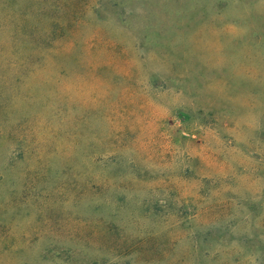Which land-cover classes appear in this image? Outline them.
I'll return each instance as SVG.
<instances>
[{"label": "rangeland", "instance_id": "obj_1", "mask_svg": "<svg viewBox=\"0 0 264 264\" xmlns=\"http://www.w3.org/2000/svg\"><path fill=\"white\" fill-rule=\"evenodd\" d=\"M0 264H264V0H0Z\"/></svg>", "mask_w": 264, "mask_h": 264}]
</instances>
